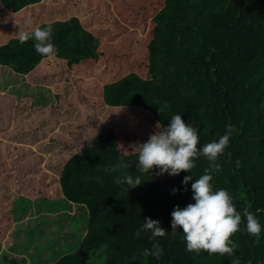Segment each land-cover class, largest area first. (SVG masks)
<instances>
[{"label":"trees","instance_id":"16d2710c","mask_svg":"<svg viewBox=\"0 0 264 264\" xmlns=\"http://www.w3.org/2000/svg\"><path fill=\"white\" fill-rule=\"evenodd\" d=\"M111 1L118 13H125L126 17H134V20L140 16L147 19L156 7L159 10L156 12L155 35L147 44L148 55L143 65L147 77L142 78L129 71L118 81L104 84V101L109 105H141L165 126L172 115L180 113L186 123L190 122L197 128L200 137L198 147L222 135L226 125H233L235 131L230 144L217 161L221 169L213 172L211 183L214 190L226 189L237 210L253 212L264 227V0ZM38 2L41 0H0V9L15 10L16 4L21 7ZM49 23L53 25L52 39L58 50L57 56L65 58L69 65L76 60L75 55L70 54L71 50L65 51L69 46L79 47L86 42L87 46L90 43L84 48V58L97 57L94 51L97 38L90 37L76 18ZM14 44L19 51L12 53ZM33 45L32 40L23 44L18 40L11 42L10 48L0 47V76L8 79L5 86L0 80V91H5L11 101L15 100L12 92L23 86L22 96H31L28 108L38 110L34 105H44L50 89L25 81L26 71L42 57ZM79 56L78 60L82 58ZM36 87L42 88L44 94L35 91ZM16 112L15 123L25 111L19 109ZM38 117H32L37 122L35 128L33 124H22L20 128L17 123L14 140L23 138L32 142L39 136H46L45 130L51 128H40L45 119ZM117 149L111 132L98 134L90 145L86 143L81 149H76L61 170V198L41 196L28 199L9 189L7 181L2 178L4 175L0 174V180L6 185H0L4 191L0 201L10 204L8 212L13 226L15 221L27 218L24 228L15 223L14 237L20 236L22 231L20 240L25 237L26 241L35 228L33 232L41 234L47 242V245H39L35 240L33 245H24L23 240V243L15 240L9 248L27 252L29 264H264V231L259 241L254 243L256 238L244 230L246 221L243 215L240 230L230 237L238 244L232 256L209 255L203 250L199 253L186 251L183 233L179 229L164 236L166 243L172 242V261L167 262L163 258L166 255L159 261L145 255L144 250L151 248L152 241L150 234H142L140 238L134 235L141 225L137 214L145 210L157 216L163 204H170L172 200H181V207L193 202L192 181L186 186L181 185L182 178L190 173L181 171L174 177L167 175L159 183L151 181V172L143 175L137 172L136 152L124 155ZM9 160L10 156L3 160L0 157V166L11 168L10 172L18 170V163ZM209 163L204 156L198 157L191 170L193 178H199ZM122 164L129 167L123 168ZM122 173L141 175L143 182L127 191L126 184L114 182ZM149 185L151 198L142 207L141 194ZM174 187L181 190L172 194ZM73 205V210L79 208L74 212V218L82 210L88 214L87 228L78 243L71 241L73 237L69 230L61 231L64 223L74 219L69 217L72 215L68 210ZM54 223H59L55 242L48 241L54 233ZM40 224L45 227L41 228ZM160 225L171 231L166 220ZM157 240L161 241L159 237ZM74 243L76 247L67 250ZM28 248L31 250L27 251ZM4 254L2 259L9 264H22L23 259Z\"/></svg>","mask_w":264,"mask_h":264},{"label":"rangeland","instance_id":"374dc122","mask_svg":"<svg viewBox=\"0 0 264 264\" xmlns=\"http://www.w3.org/2000/svg\"><path fill=\"white\" fill-rule=\"evenodd\" d=\"M160 1L164 2V0ZM15 8V10L4 7L5 10L0 9V47L2 48L9 47L11 42L13 44L18 41L21 31H30L31 28L42 23L64 22L73 17L78 20L84 31L90 33V37L98 40L94 50L97 57L84 58V48L90 46V43L85 46L86 42L79 47L69 46L65 49V51L71 50L70 54H74L75 61L78 62L74 61L69 65L65 58L57 55L55 57L42 56L33 68L26 71L27 73L24 74L26 82L50 89L45 104L40 105L43 108L39 105H34L38 110L28 108L30 106L28 99L31 96H22L25 90L23 86L14 91L13 88L10 90L13 91L14 95H12L15 99L11 100L12 102H9L5 91H0V104L4 105L0 106V157L3 160L10 156L9 161L15 163L20 161L18 162L19 169L15 172H10L9 167L0 166V174L4 175L2 178L14 187L15 193H23L32 200L38 193H42L43 196L60 198L63 194L57 182L62 166L76 149H81L86 143L90 145L92 138L98 134L111 132L118 152L124 155L132 154L135 153L132 146L145 142L156 130L159 122L149 109L137 104L109 105L103 99V86L108 82L118 81L129 71L136 72L142 78L147 77L143 65L146 64L148 55L147 44L155 35L156 16H158L156 12L159 9L154 8L147 19L140 16L134 20V17H126L125 13H118L111 0H41V2L28 6L20 7L16 4ZM29 19L33 23L31 27L26 28L25 22ZM13 47L12 53H15V50L19 51L16 44ZM77 55L82 57L81 62L77 59ZM0 80L3 81L4 86L8 82V79L1 76ZM39 88L36 87L34 90L44 94L42 88L40 90ZM7 104H12V106L9 107ZM19 109L24 110L25 113H22L15 123V117L12 118V116H15L16 110ZM6 111H12V113L8 115ZM34 116L45 119V123L40 128H51L49 131L45 130L46 136H39L32 142L23 140V138L14 140L17 137V130H14L16 124L18 123L20 128L22 124L25 126L33 124L35 128L37 122L33 121ZM11 118L14 122L13 126L9 123ZM15 141L31 146L23 145L21 148L14 145ZM41 157L42 160H40ZM158 171L159 169L154 167L151 181L159 183L168 175L167 173L158 175ZM0 185L6 186L2 180H0ZM150 185L141 194V202L144 203L140 205L142 207L145 206L146 200L151 198ZM3 195L4 191L0 189V198ZM172 201L170 204L168 202L163 204L161 210L157 212L159 216L151 215L145 210L137 214L138 224L142 225L145 217L158 220L160 223H164L165 220L170 223L173 207L181 205L182 202L181 200ZM0 202H2L0 203V260H3V253H5L4 255L9 257L23 259L22 264H29L27 252L20 253L10 249L9 246L15 240L18 243L24 242V245L30 243L33 245L35 240L39 245H47L46 239H43L38 232H33L35 228L30 231L26 241L25 237L22 238L23 242L20 240L22 231L19 232L20 236L14 237L15 223H19L24 228L27 218L20 219L19 222L15 221L13 226L8 212L10 204ZM30 206L33 205H28ZM70 208L68 210L69 213L72 212L70 213L72 216L69 217L74 218V212L79 210H73L74 206ZM86 213L82 210L77 214V218L64 223L61 227L63 233L69 230L73 242L78 243L82 232L87 228L88 214ZM89 213H92L90 209ZM40 225L41 228L45 227L43 224ZM52 228L54 233L51 232L52 237H49L48 241L55 242L59 223H54ZM159 239L164 249L163 256L166 255L162 257L168 260L167 262L172 261L174 258V254L171 253L172 242L166 243L165 237H159ZM74 244L67 250L75 248L77 244ZM30 250L31 248L27 249V251ZM0 264L9 263L3 260Z\"/></svg>","mask_w":264,"mask_h":264},{"label":"clouds","instance_id":"9594fccd","mask_svg":"<svg viewBox=\"0 0 264 264\" xmlns=\"http://www.w3.org/2000/svg\"><path fill=\"white\" fill-rule=\"evenodd\" d=\"M32 20L25 22L26 28L31 27ZM53 25H37L31 30L21 31L18 35L20 43L28 40L34 42L35 51L44 57H55L57 48L53 43ZM235 128L233 125H226L225 132L207 143L198 147L199 134L190 122L186 123L180 113L171 116L169 123L161 125L157 123L156 130L149 135L143 143L132 146L137 153L136 170L141 175L148 172L153 173L154 167L159 169L158 175L167 173L169 176L178 175L181 171L190 173L182 178L181 185L186 186L191 182L192 201L184 207L175 205L171 212V231L161 227L158 220L148 217L140 225L134 235L140 238L142 234H150L152 241L151 248L145 249V255H150L159 261L164 254L163 246L157 240L169 232L175 233L181 230L185 243V250L199 253L201 250L209 255L219 253L232 256L238 248V244L230 237L240 230L242 215L246 221L244 230L252 237L254 243L259 241L261 232L264 231L257 216L247 210L238 211L231 194L223 188L214 190L211 181L213 172H219L221 164L218 158L225 154L230 144ZM204 156L210 163L204 169L199 178L194 179L191 170L195 167L198 157ZM127 168L129 165L122 164ZM239 162H237V168ZM141 175L122 173L115 178L117 185L126 184L127 191L130 188L139 186L143 181ZM181 189L173 188L172 194ZM187 190V188H183Z\"/></svg>","mask_w":264,"mask_h":264},{"label":"crops","instance_id":"0c3cea01","mask_svg":"<svg viewBox=\"0 0 264 264\" xmlns=\"http://www.w3.org/2000/svg\"><path fill=\"white\" fill-rule=\"evenodd\" d=\"M36 85H38V84H36ZM8 100H9V99H8ZM9 102H12V101H9ZM7 105H8L9 107L12 106V104H7ZM6 112H7L8 115H10V114L12 113V111H9V112L6 111ZM16 116H17V114H16L15 116H12V118H13V117H16ZM12 118H11L10 121H9V123H10L11 126H13V124H14ZM93 138H94V137H93ZM93 138H92V139H93ZM15 144H17V146H18V147H21V148L23 147V145H25V144H23V143H18V142H16ZM25 146H31V145L26 144ZM45 146H46V147H50V146H47V145H45ZM50 148H51V147H50ZM69 158H70V157H69ZM69 158H68V159H69ZM21 160H23V159H21ZM40 160H42V157L40 158ZM34 161H36V159H34ZM18 162H20V161H18ZM18 162H17V163H18ZM63 165H64V164H63ZM62 167H63V166H62ZM60 175H61V174H60ZM59 180H60V178H59ZM57 184H58L57 186H60V182H59V181L57 182ZM7 185H8V188L11 189L12 191H14V193H15L14 187H11L10 184H9V182L7 183ZM60 192H61V191H60ZM61 193H62V192H61ZM16 194H18V195H23V193H16ZM23 196H24V195H23ZM41 196H43L42 193H38L37 196L35 197V199H37V198H39V197H41ZM25 197H26V196H25ZM43 197H49V198H54V199H55L54 196H52V197H51V196H43ZM61 197H63V195H62ZM61 197H60V198H61ZM26 198L31 199V198H29V197H26ZM56 198H57V197H56ZM73 206L75 207V205H73ZM30 207H33V206H30ZM78 209H79V208H78ZM70 213H72V212H70ZM25 218H26V217H25ZM11 222H12V220H11ZM12 225H13V222H12ZM81 238H82V236H81ZM81 238H80V239H81ZM79 241H80V240H79Z\"/></svg>","mask_w":264,"mask_h":264}]
</instances>
